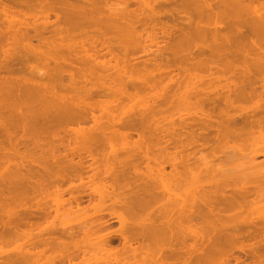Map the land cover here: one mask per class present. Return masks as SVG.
<instances>
[{
	"label": "bare ground",
	"instance_id": "bare-ground-1",
	"mask_svg": "<svg viewBox=\"0 0 264 264\" xmlns=\"http://www.w3.org/2000/svg\"><path fill=\"white\" fill-rule=\"evenodd\" d=\"M6 2L0 264H264V0Z\"/></svg>",
	"mask_w": 264,
	"mask_h": 264
},
{
	"label": "rangeland",
	"instance_id": "rangeland-1",
	"mask_svg": "<svg viewBox=\"0 0 264 264\" xmlns=\"http://www.w3.org/2000/svg\"><path fill=\"white\" fill-rule=\"evenodd\" d=\"M1 3H2V4H1ZM3 4H8V2H6V0H0V10H1V8H3V6H4ZM0 12H1V11H0ZM1 16H3V14L0 13V17H1ZM40 18H42V17H40ZM0 19H2V17H1ZM168 171H169V168H168ZM67 197H68V196H66V198H67ZM94 211H95V210H93V209H92V210H89V212H88L89 216H88V217L92 216L93 213L96 212V211H95V212H94ZM69 220H70V222H71V218H70ZM72 220H73V219H72ZM75 222H76V221H75ZM75 222H73V224H75V225H76V223H79V222H76V223H75ZM68 223H69V221H68ZM75 225H74V226H75ZM116 229H118V225H117V224L115 225L114 230H116ZM48 253H49V252H47L46 254H48ZM50 254L52 255V253H50ZM49 256H50V255H49Z\"/></svg>",
	"mask_w": 264,
	"mask_h": 264
}]
</instances>
